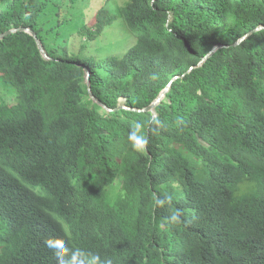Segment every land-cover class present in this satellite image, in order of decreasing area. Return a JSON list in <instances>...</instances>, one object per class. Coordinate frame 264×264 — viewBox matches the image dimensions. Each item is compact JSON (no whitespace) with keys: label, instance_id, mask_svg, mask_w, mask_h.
I'll use <instances>...</instances> for the list:
<instances>
[{"label":"trees","instance_id":"1","mask_svg":"<svg viewBox=\"0 0 264 264\" xmlns=\"http://www.w3.org/2000/svg\"><path fill=\"white\" fill-rule=\"evenodd\" d=\"M53 3L0 0V35L29 28L51 58L0 39V264H59L61 241L70 264H264V28L235 45L264 0H128L138 39L100 59L58 42L61 5L43 25ZM115 18L98 11L88 38Z\"/></svg>","mask_w":264,"mask_h":264},{"label":"rangeland","instance_id":"2","mask_svg":"<svg viewBox=\"0 0 264 264\" xmlns=\"http://www.w3.org/2000/svg\"><path fill=\"white\" fill-rule=\"evenodd\" d=\"M49 8L44 12L41 21L45 27L56 25V11L59 6L61 19L57 25L60 39L58 42L66 46L71 52L81 57L91 56L95 59L114 56L122 58L128 48L138 39V35L130 32L123 25L119 16V9L126 5L128 0H53ZM107 11L116 18L109 24H104L101 32L94 38H88L87 28L95 26L98 11ZM48 45H51L54 36L46 37ZM5 101L10 99L3 96ZM120 100L118 106H122ZM4 231V226L0 222V237ZM1 245V241H0Z\"/></svg>","mask_w":264,"mask_h":264},{"label":"water","instance_id":"3","mask_svg":"<svg viewBox=\"0 0 264 264\" xmlns=\"http://www.w3.org/2000/svg\"><path fill=\"white\" fill-rule=\"evenodd\" d=\"M264 27L263 26H258L256 27L255 29L251 30L250 32H248L247 34H245L243 37H241L236 43V44H239L240 42L244 41L246 38H248L251 34L253 33H256L258 32L259 30L263 29ZM16 32H24V33H27L28 35H30L36 45H37V48L40 52V54L42 55V57L46 60V61H51V58L47 55V53L45 52L40 40L37 38L36 34L29 28H24V27H20V28H17V29H11L3 34L0 35V39L4 38L5 36H8V35H11L13 33H16ZM224 47V45H215L211 50L210 52H208V54L200 61V63L198 64V66H200L206 59L207 57H209L210 55H212L217 49L219 48H222ZM83 72H84V78H85V84L87 86V92H88V95H89V98L91 99V101L93 103H96L97 105L101 106L103 109H106L105 106H103L101 103H99L94 97L93 95L91 94V91H90V85H89V71L87 70L86 67H83ZM184 76V75H183ZM183 76L181 77H174L171 82L168 84V86L161 92V94L156 98V100L151 104L149 105L148 107L144 108L141 110V112H148V111H151L157 104H159V102L165 97V94L166 92L169 90L170 86H171V83L178 79V78H182ZM117 108H121V109H128V110H131L129 108H126L124 106H118ZM138 112V111H136Z\"/></svg>","mask_w":264,"mask_h":264},{"label":"clouds","instance_id":"4","mask_svg":"<svg viewBox=\"0 0 264 264\" xmlns=\"http://www.w3.org/2000/svg\"><path fill=\"white\" fill-rule=\"evenodd\" d=\"M140 128L139 124H136L134 130L130 133L129 135V141L132 144V147L135 150H143L146 148L148 144V139L139 134L138 130ZM166 199L171 200V197L168 196ZM163 201L157 200V204H161ZM170 222L172 223H177L179 222L180 219V211L177 210L175 211L171 216H170ZM49 247H54L56 248L61 255L58 257L59 264H70V261L65 259V253H67V249L65 248L63 242H57L55 244H50ZM75 255L81 257V264H112V261L109 260H101V258L98 255H92V254H85L82 252H78Z\"/></svg>","mask_w":264,"mask_h":264}]
</instances>
